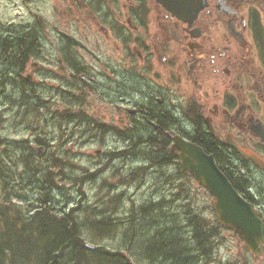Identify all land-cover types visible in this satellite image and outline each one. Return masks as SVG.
Wrapping results in <instances>:
<instances>
[{
    "label": "flooded vegetation",
    "instance_id": "1",
    "mask_svg": "<svg viewBox=\"0 0 264 264\" xmlns=\"http://www.w3.org/2000/svg\"><path fill=\"white\" fill-rule=\"evenodd\" d=\"M44 2L55 16L61 9H69L71 18L84 13L93 35L97 34L96 43L90 46L61 27L56 30L58 43L49 52L40 34L46 29L45 24L39 25L45 19L43 10L34 14L33 24L23 28L0 25V63L13 62L7 64L8 75L1 80L4 92L0 97L5 99L7 114L17 113L16 125L31 132L25 140L41 154V161L55 177V186L48 189L54 187L61 193L72 188L64 167V178L58 176L62 158L76 157L69 155L76 152L69 145L96 147L94 154H84L99 156L107 143L138 148L145 154L139 147L155 143L177 157L176 164L172 158L163 162L164 167L178 165L173 146L175 138H181L209 150L216 159H227L246 179L256 181L260 187L249 186L247 199H255L264 218V201L258 191L264 189V172L232 146L264 160V0H208V7L195 18L183 20L154 0ZM46 52L54 62L46 61ZM179 95L182 100L174 99ZM58 105L67 111L56 110ZM101 105L114 112L110 118L100 112ZM86 123L116 136L82 139ZM132 134L135 145L123 142V137ZM156 155L142 157L140 175L142 171L144 175L158 172ZM108 160L85 166L91 179L124 173V168ZM126 185L112 194L129 202L128 214L155 204L157 190L142 194L143 203L138 204L135 197L141 192L135 184Z\"/></svg>",
    "mask_w": 264,
    "mask_h": 264
},
{
    "label": "trees",
    "instance_id": "2",
    "mask_svg": "<svg viewBox=\"0 0 264 264\" xmlns=\"http://www.w3.org/2000/svg\"><path fill=\"white\" fill-rule=\"evenodd\" d=\"M6 50L4 51L5 54L7 53ZM152 145V147L144 149L146 151V154H144V156H153L155 155V150H157L158 154H162L164 156L165 154L169 153V157L166 161H169L173 158L172 163H177H175V159H177V157H172V151H168L167 147H158L155 145V143ZM207 151L208 153H211L209 150ZM21 155H23V153ZM157 158H160V156L158 155ZM0 160V183H2L0 184V264H143L144 261H148L151 258H153L152 261L154 259L163 260L161 264H207L208 262L212 261V254L215 253L218 246L223 243V231H229L228 229L223 228L217 220H215V223L208 222L204 217H202L194 210V207L190 202H188V204L186 205L184 204V207L180 205L179 212L175 213V211L173 210L176 204L174 203L179 201L183 202L181 201L182 194H179L177 196L171 195V200H169V197L167 196H165L164 198L162 197V201H159L155 205H152L148 208L149 212H145L144 210L143 213H146L147 217L150 211L156 209L155 213H151L148 216V221L145 224L141 223L143 222L142 220L137 221L133 218L134 215L139 212L132 210V213H130L129 215L130 220L127 221L125 225H130L134 229L133 232L122 229L120 230L119 227L115 226V224L113 225V223L109 220H89L86 217H90L91 213L85 210H82L81 212L78 207H73L75 203L72 204V208L69 212H67V214L59 215L54 213V211L52 210L53 207H51L50 204H52V202L54 201L57 202L56 198L59 191L55 190L54 187L48 189V186L46 188V185L44 184H42L43 187H38L39 195L42 199L33 198L35 202L33 200L29 201L27 203V206L22 209L16 203H14V201L11 206L5 207V203L8 201V199L6 200L5 198L7 196L11 197L9 193L10 184L8 183L7 178H5V170L3 168L4 164L1 163L4 158L0 156ZM163 162L165 161H161V164L158 165L160 168L162 167ZM216 162L219 168L226 174L233 186L237 189V191H239V193L244 195L246 198H249L246 194V189L249 186L256 185L257 187H260L258 183H256V181L252 182L250 181V179H246L243 173L237 172L233 167V164L230 163L227 159H216ZM158 163L160 162L158 161ZM25 164L27 169L34 170L38 176V174L40 173V169L36 170L33 164ZM62 169L63 166H61V171L59 173L60 175L58 176L64 178ZM2 170L4 172H2ZM185 173L193 180L190 174H188L187 172ZM51 174L46 175L47 182H50V179H52V181L55 179V177L52 178ZM11 178L12 176L10 174L9 179ZM39 180L40 178L37 177L36 182H38ZM180 189L182 191V185L180 186ZM55 192L57 193L55 194ZM12 197L14 198V196ZM48 198L51 200L48 201ZM87 199L88 198L86 197H81V201L77 203L88 204ZM42 203H44L45 205H42ZM26 210H28L29 212ZM83 211L86 214H84ZM74 212L76 215L73 214ZM183 212H188V220L182 219ZM18 213H20V216L18 215ZM80 213L82 214L79 215ZM83 214L84 216L82 217ZM22 217H27V220H29L31 223L33 222L32 224H34L32 227L27 226V228H29L28 230L26 229V231H23L21 224L18 223ZM63 217H65L66 219H64ZM83 220L85 221L83 222ZM34 222L36 223V225ZM133 222H137L141 225L138 230H136V227H138L136 226L137 224L131 225ZM118 232L124 233V238L129 240V242L128 240L125 241V243H128L127 245H125V250L113 251L106 246H96L91 244L94 240H96L95 242H97V244L98 242L100 243L105 240H114V237ZM47 236L48 239L46 238ZM6 240L7 242H9L7 243ZM3 242L5 243L3 244ZM139 246L141 249L139 248ZM133 248H138L139 250L136 251ZM1 250H3L4 252ZM181 250H183V253L181 252ZM134 255H137V257L139 258H135ZM142 257H145V260L141 259Z\"/></svg>",
    "mask_w": 264,
    "mask_h": 264
},
{
    "label": "rangeland",
    "instance_id": "3",
    "mask_svg": "<svg viewBox=\"0 0 264 264\" xmlns=\"http://www.w3.org/2000/svg\"><path fill=\"white\" fill-rule=\"evenodd\" d=\"M44 1L45 0H32V3L30 4L26 0H0V25L4 27L17 26L19 28L20 27L23 28L29 24H33L35 21L34 14L43 10L45 19L42 20L39 23V25L45 24L46 29L41 30L40 34L43 36L45 40L46 49H48L49 52L53 49V45H56L58 43L57 41L58 34L56 30L60 29L61 27L65 30L67 29L68 31H71L73 34L76 35L78 39H80V41H83L85 44L92 46L96 43L95 38L97 34L93 35L92 25L89 22L87 15H85L84 13L83 14L79 13L76 17V13H75V16L71 18L69 17V14H68L70 12L69 9H61V10L56 11L61 14L55 16L48 12L49 8L47 7V4H45ZM100 36L101 34L98 35V38ZM100 43L105 44L107 43V41L103 42L100 40ZM110 48L111 49L113 48L112 44L110 45ZM100 49H102L101 46H100ZM108 54L109 52L107 53V55ZM45 59L46 61L54 62V59L49 58L47 52L45 54ZM5 63L6 64L0 63V96L4 92V86L1 80L5 79V76L8 75V65L7 64H12L13 62L6 61ZM11 72H12V69L9 71V73ZM15 75L16 74H13L9 78H7L6 81L13 78ZM101 80L103 81V79ZM57 85L58 84L54 83L53 86L57 87ZM48 96L51 98L49 94ZM174 99L182 100L183 98L182 96L179 95L178 98L174 96ZM93 107H94V104H93ZM5 109H6V105L1 104L0 102V154L2 155V158H4L2 163L4 164L5 167L14 169L15 171H18V173L20 171V174H16V178H22L23 180L24 179L26 180L29 175V171L26 168L25 163H28L29 162L28 159L36 154L35 152L27 149L28 146H26L25 143H23V142H27L28 144L29 141L25 139L29 138L31 132L27 131L21 125H16V124H19V118L16 115L17 113L15 115H12L10 113L7 114L8 112H6ZM56 110L67 111L64 105H58ZM99 110L103 115L106 116V118H110L114 113L113 111L108 110L107 106L105 105H101V108L99 107ZM56 122L52 123L51 125H54ZM65 126H69V124ZM57 131H59V129H57ZM94 135H97L99 140H101L102 137L110 138V137L116 136L110 131H106V130L103 131L102 129H99L96 125L94 124L92 125L91 123H88L86 129H84L81 133V138L87 139ZM123 138H124L123 142L135 145L134 143L135 136L133 134L127 135ZM68 147H70L71 150L76 151L74 153L89 152L91 154H94L97 151L96 147H91V148L89 147L85 149L79 148V147H72V145H69ZM139 148L147 149L148 147H143V148L139 147ZM62 150L65 152L64 148H62ZM131 150L133 152H130ZM168 151H170V149H168ZM110 152L113 153V156L110 154ZM22 153L23 155H21ZM122 153H126L130 156L126 157V154H125V156L123 157L120 155ZM144 154L145 152L140 151L138 148L116 147V145H114L113 143H107L106 147H104L102 150L101 156L88 157V156L82 155L79 158H76L73 156H72L73 158L71 159L62 158V160L65 162L62 161L61 163H58V164L65 168L66 173H67L66 178L72 183L74 187L77 186L80 189L76 192V191H72L71 188L67 187V189L65 190L66 193L62 195L63 199L71 200L73 203H76L78 206H80L81 204H78L77 202L81 201V197L88 198L87 202L89 206L87 208H82V209H89L87 210V212L91 213V216L86 217V218L92 221L97 220L96 219V215L98 213L97 208H96L97 206H102L101 209H103V208H106L107 205H111L113 209H115V211H117L118 213L116 215L113 214L112 212L106 213L104 216V218H106L105 221L107 220L115 221L117 224L116 225L117 227L119 228L124 227L122 229L127 230V228L125 226H122V224L124 225L125 222L130 220L129 218L130 216L127 213L126 209H123L125 206L128 207V204L125 205L123 203L121 199L122 195L112 194V192H116L117 189H119V191H122L124 190V188L128 187L126 185V182L128 179V181H130V183L132 184H135V187L138 189L139 192H141L139 196L135 197L138 200L139 204L143 203V202H140L143 199L142 194H146L147 192L154 191V190H157V192H163V190H165L166 194L159 195L155 198V204L158 203L159 201H162L163 200L162 197L164 198L165 196L169 197L171 195H179V194L181 195L182 194V198L185 200L184 202L186 204L190 202L192 206L194 207V210L197 213H199L202 217H204L208 222L210 223L216 222L215 220L217 219L213 212L212 197L208 193H206L205 190L199 189L198 183L194 179L192 180L190 177H188V175H186V173H184L178 165L167 164L166 166L161 167V168L158 166L159 167L158 172L148 173L146 175H144L145 174L144 171L141 172L142 175H140L139 172H136L128 176L124 174L121 175L120 173L115 172V173H112L114 177L112 180H109L110 173L104 176H98L94 180H91L90 182H88L87 180V177L92 176L91 172L87 168H85V166L90 161H103L109 158L107 163L111 162L110 164H112L114 162L116 165L115 160L117 159V157H123L122 159L125 164L127 161V165H126L127 170L133 171V168H139V166L141 165L142 157L144 156ZM155 154H158V153L155 151ZM38 155L39 154H37V156ZM158 155L160 156V158H157L154 161H159L160 163H158V165H160L161 161L163 160V158H165V156L162 154H158ZM158 155H156V157H158ZM63 156H66V153H64ZM128 158H131L132 160ZM77 165H79L81 168L76 167ZM43 166H47V165L44 163ZM24 182L22 181L21 183V187H20L21 189L23 188ZM97 182H99L98 184L100 185H98L95 189L94 184ZM115 182H118L119 186L118 188H114L116 189L115 191H112L111 189H109V186H111ZM104 184L108 186L105 187ZM181 185H182V188H186V191L182 190L180 193L179 188ZM176 187H179V188L176 189ZM9 188H10L9 193L11 196L20 193L19 192L20 190L17 187H15L14 184L11 182H10ZM169 188H172V192ZM263 190L264 189L259 188L258 191L260 193L259 194L260 200L264 201V191ZM21 192L26 193L23 189ZM7 197L10 198V196H7ZM17 202L20 205L25 203L23 208H25V206L27 205L26 202H23V201L22 202L17 201ZM185 203L175 202L174 204H176V206L173 211H175V213L179 212L180 205L184 207ZM148 208L149 207L143 206L142 210L136 215H134L133 218L137 221L142 220L143 222L141 223L143 224L147 223L148 216L151 213L156 212V209H154L150 211L149 215L146 217V213H143V211L145 210V212H149ZM84 214L82 215V217L84 216ZM188 218H189V214H187V212H183L182 219L188 220ZM135 224H139V223L135 222ZM140 226L141 225L139 224V227ZM123 234L124 233H119L118 236L114 237V240H108V241L105 240L103 242H100L101 244L99 242L97 244V242H95L96 240H94L93 243L91 244L96 245V246L97 245L106 246L107 248H110L113 251L125 250L126 249L125 245L128 244V243H125V241L128 239L124 238ZM222 240H223V243L218 246L216 253H214V256L211 258L212 261L208 262L207 264H264V255L259 258L254 257L250 253V251L245 248L244 244L239 239L234 237L232 231L224 230ZM133 249L136 251L139 250L138 248H133ZM181 252L183 253L182 250ZM134 256L135 258H139L136 255ZM245 257L247 259H245ZM141 259L145 260V257H142ZM151 259H149L148 261H144L143 264H152ZM162 261L163 260H160V259H156V260L154 259V263H157V264H161Z\"/></svg>",
    "mask_w": 264,
    "mask_h": 264
},
{
    "label": "water",
    "instance_id": "4",
    "mask_svg": "<svg viewBox=\"0 0 264 264\" xmlns=\"http://www.w3.org/2000/svg\"><path fill=\"white\" fill-rule=\"evenodd\" d=\"M165 11L183 20L195 18L208 7V0H154ZM76 41V40H75ZM261 136H263L260 133ZM182 167L190 172L201 188L209 191L214 199V209L220 224L234 231L253 254L260 256L264 249V221L235 190L225 174L218 168L214 157L189 142L176 140ZM238 152L264 171V161L234 145Z\"/></svg>",
    "mask_w": 264,
    "mask_h": 264
},
{
    "label": "bare ground",
    "instance_id": "5",
    "mask_svg": "<svg viewBox=\"0 0 264 264\" xmlns=\"http://www.w3.org/2000/svg\"><path fill=\"white\" fill-rule=\"evenodd\" d=\"M48 87V86H47ZM86 129V128H85ZM128 133H130V132H128ZM29 141V140H28ZM23 143H25V145L26 146H28L27 147V149H29V150H31V151H33V149H32V146H30V141L28 142V144H27V142H23ZM68 144V143H67ZM49 149V148H48ZM64 150H65V147H64ZM46 151V150H45ZM33 152H35V151H33ZM66 152V151H65ZM102 152V151H101ZM36 153V152H35ZM39 153V152H38ZM38 153H36L34 156H32L31 158H29L28 159V163L30 164V165H32L33 164V166H34V168L37 170V169H40V173L38 174V176H37V173L34 171V170H32V169H28V171H29V175H28V177H27V179L25 180H23L22 178H16V174H20V171H19V173H18V171H15L14 169H11V168H8V167H5V166H3V168H4V170H5V178H7V181H8V183L10 184V182L11 183H13L14 184V186L15 187H17L20 191V193L19 194H15V195H12V196H14V198L11 196L10 198H8V197H6L5 199L7 200L8 199V201L5 203L6 205H5V207H8V206H11L12 204H13V201H14V203H16L21 209L24 207V204L25 203H23L22 205H20V204H18V202L17 201H20V202H26V204L29 202V201H32L33 200V198L34 199H39L41 196L39 195V189H38V187H40V186H42V184H44V185H46V188H47V186H49V185H53V186H55V179L52 181V179H50L49 181L50 182H47V178H46V175L47 174H51V170H50V168H49V166H43V162L41 161V159H40V157H41V154H39L38 156H37V154ZM66 153H68V152H66ZM44 155H45V153H43ZM42 154V155H43ZM47 155V154H46ZM69 155L70 156H76V157H80V156H82V155H85V156H88V157H94V156H91V155H89V154H84V153H82V152H77V153H69ZM0 156H2L1 154H0ZM40 156V157H39ZM99 156H101V155H99ZM127 156H130V155H128V154H126V157ZM44 157V156H43ZM49 157V156H48ZM96 157V156H95ZM168 157H169V153L168 154H165V158H163V160L162 161H166L167 159H168ZM45 158V157H44ZM123 157H117V159L115 160L116 161V165L118 166V165H120L121 166V168H124V173H120L121 175L122 174H124V175H126V176H128V175H131V174H133V173H136V172H138V168H133V171H128L127 170V168H126V165H127V161H126V164L124 163V161H123V159H122ZM43 160V159H42ZM127 160V159H126ZM1 161V160H0ZM2 163V162H1ZM29 164H27V165H29ZM2 168V169H3ZM29 168H30V166H29ZM6 169H7V171H6ZM140 169V168H139ZM53 170V169H52ZM123 170V169H122ZM130 170V169H129ZM128 171V172H127ZM2 172H4L3 170H2ZM1 172V173H2ZM24 172V171H23ZM119 172V171H118ZM12 173H13V175H12ZM11 174V176H12V178L11 179H9V175ZM56 174V173H55ZM52 175V174H51ZM1 176H3V175H1ZM109 176H110V178H109V180H112L114 177H113V175H112V173H110L109 174ZM40 178V180L38 181V182H36V178ZM92 177V176H91ZM91 177H87V180H88V182H90L91 180H94V179H91ZM2 178V177H1ZM52 178H53V176H52ZM6 180V179H5ZM22 181L24 182V185H23V190L26 192V193H24V192H21L22 191V189L20 188L21 187V183H22ZM1 182V181H0ZM118 182H120V181H118ZM118 182H115V183H113L111 186H109V189H111L112 191H115L116 189H114V188H118V186H119V183ZM127 182H130V181H128V179H127ZM99 182H97V183H95L94 185H95V189H96V187L98 186V185H100V184H98ZM0 184H2V183H0ZM39 184V185H38ZM6 185V184H5ZM79 186V185H78ZM104 186L106 187V186H108V185H106V184H104ZM43 187V186H42ZM2 189V188H1ZM4 190V189H3ZM55 190H58V189H55ZM71 190L72 191H78V190H80L77 186H73L72 185V188H71ZM41 191V190H40ZM44 191V190H43ZM46 191V190H45ZM59 191V190H58ZM116 191H119V189H117ZM1 193V192H0ZM3 193V192H2ZM57 192H55V194H56ZM64 193H66V191L63 189V191L61 190V193H60V191H59V193H57L58 194V196H57V198H56V201L57 202H52V204H50V206L51 207H53V211H54V213H56V214H59V215H63V214H67V212H69L70 211V209L72 208V204H74L71 200H65V199H63V197H62V195L64 194ZM46 194V193H45ZM44 194V195H45ZM86 194V193H85ZM118 194V193H117ZM43 195V196H44ZM47 196V195H46ZM2 197V196H1ZM13 198V199H12ZM44 198V197H43ZM40 199H42V198H40ZM47 199V198H46ZM55 199V198H54ZM2 200H3V198H2ZM43 200H45V199H43ZM49 200H51V199H49L48 198V201ZM34 201V200H33ZM47 201V200H46ZM35 202V201H34ZM38 202V201H37ZM140 202H142V201H140ZM253 202H255V199H254V201ZM47 203H49V202H47ZM44 203H42V205H43ZM16 205V206H17ZM35 205V204H34ZM33 205V206H34ZM45 205V204H44ZM2 206V205H1ZM27 206V205H26ZM78 205L75 203V205L73 206V207H77ZM89 206V204H81L79 207H80V209L79 210H81V212H82V210H85V211H87V210H89V209H82V208H87ZM18 207V208H19ZM32 207V206H31ZM42 207V206H41ZM1 208V207H0ZM97 208V211H98V213H97V215H96V219H104V220H106V218H104V216H105V214L106 213H108V212H112L113 214H117L118 212L117 211H115V209H113V207L111 206V205H107L106 206V208H103V209H101L102 208V206H97L96 207ZM29 209V208H28ZM31 209V208H30ZM32 209H34V208H32ZM36 209V208H35ZM42 209V208H41ZM49 209H50V207H49ZM48 209V210H49ZM123 209H126V206L123 208ZM20 210V209H19ZM37 210V209H36ZM46 210V209H45ZM1 211V210H0ZM26 211H28V210H26ZM42 211V210H41ZM78 211V210H77ZM11 212V211H10ZM29 212V211H28ZM84 212V211H83ZM159 212V211H158ZM26 213V212H25ZM24 213V214H25ZM50 213V212H49ZM3 214V213H2ZM17 214V213H16ZM20 213H18V215H19ZM22 214V213H21ZM30 214H32V213H30ZM40 214V213H39ZM42 214V213H41ZM73 214H75V212L73 213ZM81 214V213H80ZM187 214H188V212H187ZM53 215V214H52ZM76 215V214H75ZM3 216V215H2ZM20 216V215H19ZM25 216V215H24ZM77 216H79V215H77ZM30 217V216H29ZM32 217V216H31ZM38 217V216H37ZM65 217H67V216H65ZM65 217H63L64 219H66ZM75 217V216H74ZM23 218V217H22ZM20 219L19 220V222L18 223H20L21 224V227H22V230L23 231H26V229L28 230V228L29 227H32L34 224H32L29 220H27L28 218L27 217H24L23 219ZM31 219V218H30ZM83 219V218H82ZM157 219V218H156ZM54 220H56V219H54ZM79 220V219H78ZM81 220V219H80ZM161 220V219H160ZM34 221V220H33ZM39 221V220H38ZM48 221V220H47ZM65 221V220H64ZM85 220H83V222H84ZM112 223H113V225L115 224V226L117 225L116 224V222L115 221H112V220H110ZM159 221V220H158ZM1 222H2V220H1ZM37 222V221H36ZM63 222V221H62ZM78 222V221H77ZM77 222H75V223H77ZM174 222V221H173ZM7 223V222H6ZM35 223V222H34ZM47 223V222H46ZM79 223V222H78ZM82 223V222H81ZM131 223V222H130ZM8 224V223H7ZM103 224V223H102ZM110 224V223H109ZM126 224V222L124 223V225L122 224V226H125L126 228H127V230L128 231H130V232H133L134 231V229L130 226V225H125ZM4 225V224H3ZM35 225H36V223H35ZM48 225V224H47ZM75 225V224H74ZM85 225V224H84ZM105 225V224H104ZM131 225H136L135 224V222H133ZM11 226V225H10ZM27 226H29L28 228H27ZM79 226V225H78ZM13 227V226H12ZM51 227V226H50ZM102 227V226H101ZM138 228H140L139 226L138 227H136V230H138ZM5 229V228H4ZM39 229H40V227H39ZM43 229V228H42ZM84 229V228H83ZM104 229V228H103ZM147 229H150V228H147ZM48 230V229H47ZM80 230V229H79ZM1 231V230H0ZM38 231V230H37ZM147 231V230H146ZM141 232V231H140ZM9 233V232H8ZM88 233V232H87ZM10 234V233H9ZM15 234V233H14ZM83 234V233H82ZM186 234V233H185ZM12 235V234H11ZM40 235V234H39ZM172 235H173V233H172ZM6 236V235H5ZM80 236V235H79ZM83 236V235H82ZM128 236V235H127ZM140 236V235H139ZM164 236V235H163ZM3 237V236H2ZM181 237V236H180ZM37 238H39V237H37ZM47 239H48V236L46 237ZM139 238H141V237H139ZM138 239V238H137ZM144 239V238H143ZM10 240V239H9ZM146 241V240H145ZM164 241V240H163ZM6 242H7V240H6ZM9 242V241H8ZM7 242V243H8ZM128 242H129V240H128ZM138 242V241H137ZM150 242V241H149ZM5 242H3V244H4ZM16 243V242H15ZM181 243V242H180ZM184 243V242H183ZM182 243V244H183ZM32 244V243H31ZM138 244V243H137ZM136 244V245H137ZM140 244V243H139ZM181 244V245H182ZM1 245V244H0ZM133 245V244H132ZM5 246H6V244H5ZM135 246V245H134ZM138 246V245H137ZM143 247V246H142ZM181 247H183V246H181ZM5 248V247H4ZM139 248H140V246H139ZM186 248V247H185ZM141 249V248H140ZM184 249V248H183ZM4 250V249H3ZM3 250H1V251H3ZM66 250V249H65ZM10 251V250H9ZM153 251V250H152ZM183 251V250H182ZM4 252V251H3ZM6 252V251H5ZM111 252V251H110ZM121 252H124V251H121ZM129 252V251H128ZM148 252V251H147ZM187 252V251H186ZM2 253V252H1ZM130 253V252H129ZM128 253V254H129ZM146 253V252H145ZM149 253V252H148ZM156 253V252H155ZM108 254V253H107ZM133 254H136V253H133ZM138 254V253H137ZM147 254V253H146ZM111 255V254H110ZM149 255V254H148ZM101 256V255H100ZM128 256V255H127ZM137 256V255H136ZM142 256V255H141ZM152 256H153V254H152ZM135 257V256H134ZM148 257V256H147ZM165 257V256H164ZM152 260V259H151ZM154 261V260H153ZM152 261V264H157V263H154ZM64 262V261H63ZM180 262V261H179ZM171 263V262H170ZM172 264V263H171Z\"/></svg>",
    "mask_w": 264,
    "mask_h": 264
}]
</instances>
